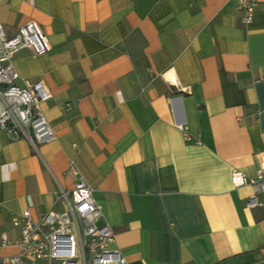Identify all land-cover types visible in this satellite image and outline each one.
Returning a JSON list of instances; mask_svg holds the SVG:
<instances>
[{"label":"crops","instance_id":"1","mask_svg":"<svg viewBox=\"0 0 264 264\" xmlns=\"http://www.w3.org/2000/svg\"><path fill=\"white\" fill-rule=\"evenodd\" d=\"M26 20L51 49L12 62L56 139L0 131V255L12 216L64 210L72 160L129 264H264V204L231 182L264 153V0L249 24L233 0H0L6 34Z\"/></svg>","mask_w":264,"mask_h":264},{"label":"built area","instance_id":"2","mask_svg":"<svg viewBox=\"0 0 264 264\" xmlns=\"http://www.w3.org/2000/svg\"><path fill=\"white\" fill-rule=\"evenodd\" d=\"M233 1L241 12L242 22L249 24L258 0ZM20 49L36 57L47 53L51 46L33 20L22 22L10 35L0 23V131L9 140L24 138L35 147L36 143L56 139L42 110V104L51 93L42 81L19 76L12 57ZM18 79L21 85L16 83ZM182 128L188 138L186 128ZM255 162L252 176L237 169L231 171L234 186L248 184L251 188L245 201L249 208L264 204L258 198V194L264 193V153L258 154ZM68 170L77 175V179L69 190L59 188L56 199L64 202V210L50 208L34 218L30 209L24 208L12 216L11 223L19 228V236L13 241L17 250L0 255V264H30L35 258L55 260L59 264H129L118 247L109 245L115 241L114 232L103 220L92 187L72 160ZM11 243L4 234L0 235V245Z\"/></svg>","mask_w":264,"mask_h":264}]
</instances>
